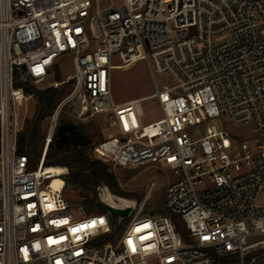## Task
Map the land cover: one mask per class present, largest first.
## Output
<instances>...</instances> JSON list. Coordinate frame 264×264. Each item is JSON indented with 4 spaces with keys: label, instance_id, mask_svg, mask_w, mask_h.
Returning a JSON list of instances; mask_svg holds the SVG:
<instances>
[{
    "label": "built area",
    "instance_id": "2783aa9c",
    "mask_svg": "<svg viewBox=\"0 0 264 264\" xmlns=\"http://www.w3.org/2000/svg\"><path fill=\"white\" fill-rule=\"evenodd\" d=\"M101 1L0 0V264H264V0ZM67 57L73 72L57 81ZM138 61L161 111L148 124L144 98L118 102L112 91V72ZM66 83L32 169L18 145L21 107L29 89ZM66 103L115 128L95 160L174 172L168 214L134 216L103 241L115 216L113 227L105 209L83 216L64 195L68 168L45 166ZM223 118L250 132L209 124Z\"/></svg>",
    "mask_w": 264,
    "mask_h": 264
},
{
    "label": "rangeland",
    "instance_id": "374dc122",
    "mask_svg": "<svg viewBox=\"0 0 264 264\" xmlns=\"http://www.w3.org/2000/svg\"><path fill=\"white\" fill-rule=\"evenodd\" d=\"M105 4V0L101 1ZM117 64V63H116ZM118 70L112 72V91L114 98L118 102H125L132 99L144 98L143 106V121L145 124L152 123L161 117V111L157 101L151 96L155 92L153 80L150 76L147 64L145 61H138L130 66L119 67ZM60 78L57 81L67 80L73 72V63L70 57L64 58L60 61V68L57 69ZM57 76V75H56ZM157 83L162 86L169 81L164 76H156ZM62 92L63 98L66 97L72 90V83H66L59 89ZM37 107V100L35 97L25 102L21 107V115L25 118L22 124L21 134H25L28 128V121L34 119ZM66 124H74L80 127L82 134L86 137V145L83 147L84 153L90 159L95 160L93 155L94 147L108 137L115 128L110 127V120L105 116L83 117L79 116L75 111V105L66 103L59 115L56 130L53 139L57 137L58 129ZM210 125L216 126L217 129H229L234 133H243L247 135L250 128H237L227 118L212 119ZM50 126V118L44 120L41 126V136L43 141L41 146L42 152L46 141V135ZM31 158V157H30ZM32 169L36 168L38 160L31 158ZM109 166V172L112 173L117 180V187L115 189L108 188L113 195L112 200L116 204H121L115 197L129 199L137 203V210L127 219L119 222V217L115 216V221L120 224L114 231L112 236L106 237L104 242H116L118 238L124 233L128 227L132 217L134 216H154L166 215V194L168 186L175 181L174 172L168 168L160 167L158 165L145 164L135 168H118L112 165ZM61 168H66L62 166ZM69 173L65 178L66 188L65 197L76 210H81L83 216L95 215L101 211L99 208L91 207L87 202L94 201V204H100V189L92 184V188L87 190L78 184H74L70 179V175L82 173L88 178L90 171L83 167L73 166L68 168ZM84 179V176L81 178ZM260 203L264 204V192L260 196ZM175 222L179 228V233L184 236L186 228L182 220L174 217ZM155 264V263H153Z\"/></svg>",
    "mask_w": 264,
    "mask_h": 264
},
{
    "label": "trees",
    "instance_id": "16d2710c",
    "mask_svg": "<svg viewBox=\"0 0 264 264\" xmlns=\"http://www.w3.org/2000/svg\"><path fill=\"white\" fill-rule=\"evenodd\" d=\"M56 78L60 75L57 71ZM37 100V107L34 119L28 121V128L25 134L19 136L18 145L22 153L27 154L34 160H39L42 155L41 126L44 120L51 117L57 106L61 102L63 95L59 89L49 88L46 90H37L31 88L28 90ZM86 145V137L82 134L80 127L74 124H66L58 129L57 137L52 139L45 159L46 167L71 168L73 166L83 167L90 171L88 178L82 173L70 175L69 179L87 190L107 186L115 189L117 180L109 172V166L98 160H92L85 155L83 147ZM84 176V179L81 178ZM91 207L104 210L99 204L95 205L94 201L87 202ZM181 220V219H180ZM179 231V228H178Z\"/></svg>",
    "mask_w": 264,
    "mask_h": 264
},
{
    "label": "water",
    "instance_id": "95a60500",
    "mask_svg": "<svg viewBox=\"0 0 264 264\" xmlns=\"http://www.w3.org/2000/svg\"><path fill=\"white\" fill-rule=\"evenodd\" d=\"M100 188V204L110 213L109 220L112 227L115 222L114 216H118L119 222H121L122 220L129 218L137 210V203L135 201L115 197L119 202H121V204H116L112 200L113 195L109 192L107 186L104 185ZM126 200L129 202H126Z\"/></svg>",
    "mask_w": 264,
    "mask_h": 264
},
{
    "label": "bare ground",
    "instance_id": "6f19581e",
    "mask_svg": "<svg viewBox=\"0 0 264 264\" xmlns=\"http://www.w3.org/2000/svg\"><path fill=\"white\" fill-rule=\"evenodd\" d=\"M47 170L49 173H55V174H63L66 172L65 168H61V167H47ZM61 185H62V180L59 178H55L53 186L60 187ZM126 202L129 201L126 200Z\"/></svg>",
    "mask_w": 264,
    "mask_h": 264
}]
</instances>
